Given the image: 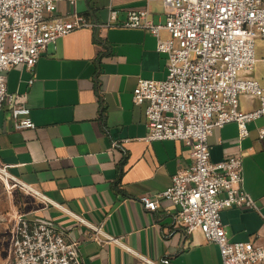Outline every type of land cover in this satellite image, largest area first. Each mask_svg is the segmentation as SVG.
Instances as JSON below:
<instances>
[{
	"label": "crops",
	"instance_id": "crops-1",
	"mask_svg": "<svg viewBox=\"0 0 264 264\" xmlns=\"http://www.w3.org/2000/svg\"><path fill=\"white\" fill-rule=\"evenodd\" d=\"M118 11L109 26L108 7ZM147 8L150 19L164 23L159 0H59L49 19L73 13L96 26L76 29L47 46L33 76L24 66L7 72V91L22 96L36 124L14 129L10 104L0 111V165L18 181L34 189L28 197L30 218L66 227L80 240L85 264H220L218 246L199 231L186 234L175 226L178 207L158 198L153 209L140 200L156 195L171 177L191 164L189 148L180 140L146 141V105H135L139 78L164 79L167 54L157 51L156 37L146 29L122 23L130 10ZM167 37L166 31L162 32ZM264 85V79L259 80ZM257 99L240 96L245 111ZM264 116L247 123L239 137L235 122L216 127L208 137L211 161L240 154L244 187L264 214ZM117 142V146L113 143ZM80 215L117 243L84 240L92 230L75 220ZM230 241L264 245V221L256 210L229 207L221 212Z\"/></svg>",
	"mask_w": 264,
	"mask_h": 264
},
{
	"label": "built area",
	"instance_id": "built-area-1",
	"mask_svg": "<svg viewBox=\"0 0 264 264\" xmlns=\"http://www.w3.org/2000/svg\"><path fill=\"white\" fill-rule=\"evenodd\" d=\"M159 1L166 14L164 23L153 22L147 8L128 11L122 23L150 31L156 37L157 51L167 54L166 77L139 78L132 99L135 105H146L145 140L183 141L191 164L179 169L155 200L149 195L140 200L146 209H153L158 198L171 201L178 207L175 226H182L188 235L199 231L206 241L215 243L220 264H264V245L230 241L222 222L221 212L229 207L256 210L264 221V214L244 187L242 156L232 154L213 162L208 143L214 128L231 122L237 123L239 137L244 138L249 133L247 123L264 116V85L253 75L256 40L264 41V0ZM58 2L0 0V111L5 103L10 104L14 129H33L36 124L25 99L7 91L6 72L22 65L33 74L32 84L35 66L50 43L76 29L96 26L77 13L47 18L45 13L55 12ZM108 10L105 26L118 15L112 4ZM163 31L167 37L162 36ZM262 60L264 64V55ZM241 95L257 99L259 106L242 110ZM259 134L264 138V126ZM0 170L18 181L6 165H0ZM72 216L92 230L84 240L117 243L130 250L100 226L80 215ZM79 243L66 227L19 214L9 258L2 264H85ZM143 260L152 264L150 259Z\"/></svg>",
	"mask_w": 264,
	"mask_h": 264
},
{
	"label": "rangeland",
	"instance_id": "rangeland-1",
	"mask_svg": "<svg viewBox=\"0 0 264 264\" xmlns=\"http://www.w3.org/2000/svg\"><path fill=\"white\" fill-rule=\"evenodd\" d=\"M264 41L256 40V62L253 75L264 79ZM33 191L26 185L12 179L0 170V264L7 261L11 249V237L15 229L16 218L30 209L28 197Z\"/></svg>",
	"mask_w": 264,
	"mask_h": 264
}]
</instances>
